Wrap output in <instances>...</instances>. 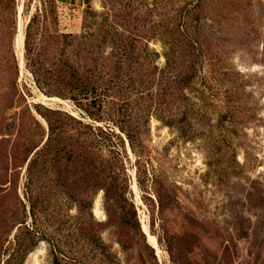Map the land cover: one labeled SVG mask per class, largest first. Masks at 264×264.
<instances>
[{"label":"rangeland","instance_id":"obj_1","mask_svg":"<svg viewBox=\"0 0 264 264\" xmlns=\"http://www.w3.org/2000/svg\"><path fill=\"white\" fill-rule=\"evenodd\" d=\"M87 5L98 11L101 0H14V10L5 11V23H0V196L8 188V200L25 204L29 222L26 163L14 164L9 157L20 134L17 117L25 125L24 136L36 131L34 119L46 131L40 114L58 109L83 123L112 128L123 140L116 162L119 205L106 204L101 191L93 200L92 215L104 224L97 248L80 239L72 224L77 204L68 193L77 198L81 193L79 163L66 161L65 150L55 168L42 155L37 159L35 213L40 229L60 241L66 255L62 264H173L156 207L147 198L153 194L146 181L141 187L137 183L138 162L176 200L167 229L180 264H264V0H201L212 57L205 68L210 86L206 101H195L200 111L186 136L151 117L132 145L118 129L123 123L119 105L78 103L62 89L39 88L25 66L23 42L18 53L19 26L24 36L32 15L46 25L45 36L55 25L60 33L78 34ZM13 18L10 45L3 33ZM150 47L161 52L156 41ZM224 112L226 118L221 117ZM33 139L40 146L46 133L38 131ZM101 149L107 156L108 148ZM24 264H50L48 243L40 240Z\"/></svg>","mask_w":264,"mask_h":264},{"label":"trees","instance_id":"obj_2","mask_svg":"<svg viewBox=\"0 0 264 264\" xmlns=\"http://www.w3.org/2000/svg\"><path fill=\"white\" fill-rule=\"evenodd\" d=\"M13 10L14 0H0L2 25L5 11ZM36 17L37 14L32 15L25 27L23 57L39 88L62 89L78 103L119 105L123 123L118 129L130 145L151 117L175 129L180 136L191 130L192 119L200 111L195 101H206L205 94L210 90L205 73L212 60L209 26L201 0H182L178 5L173 0H101L98 11L87 5L78 34L60 33L55 25L45 36L46 25ZM14 33L13 18L9 31L3 33L10 45ZM154 41L160 44L161 52L150 47ZM46 112L40 115L47 130L34 119L36 131L24 136L21 133L25 125L21 116L17 117L20 134L9 157L14 164L26 163L24 190L30 220L26 221L25 204L20 199L12 203L7 196L9 189L1 190L0 264H24L40 240L48 243L50 264H62L66 258L55 235L40 229L35 213L32 184L39 155L53 168L60 164L64 153L66 161L79 163L81 193L77 198L70 191L68 198L77 204L78 214L73 216L72 224L87 244L101 246L104 224L92 215L96 193L101 191L105 203L116 206L122 197L116 167L117 146L123 143L120 135L112 128L83 123L58 109ZM227 114L224 112L221 117L226 118ZM38 131L41 136L46 133L40 146L33 139ZM102 145L108 148L107 156L101 154ZM136 179L140 187L146 181V190L152 192L153 197L147 194V198L156 207L163 240L169 245L173 264H180L167 229V219L176 204L174 196L142 162L136 166Z\"/></svg>","mask_w":264,"mask_h":264},{"label":"bare ground","instance_id":"obj_3","mask_svg":"<svg viewBox=\"0 0 264 264\" xmlns=\"http://www.w3.org/2000/svg\"><path fill=\"white\" fill-rule=\"evenodd\" d=\"M22 42H23V26L20 24L19 31H18L17 38H16V43L18 46L19 55H21V52H22ZM20 65L22 66V69H23V64H22L21 60H20Z\"/></svg>","mask_w":264,"mask_h":264},{"label":"water","instance_id":"obj_4","mask_svg":"<svg viewBox=\"0 0 264 264\" xmlns=\"http://www.w3.org/2000/svg\"><path fill=\"white\" fill-rule=\"evenodd\" d=\"M23 39H24V36H23Z\"/></svg>","mask_w":264,"mask_h":264}]
</instances>
